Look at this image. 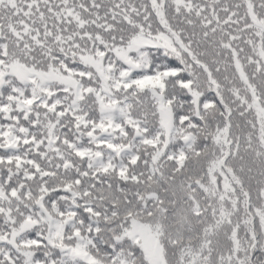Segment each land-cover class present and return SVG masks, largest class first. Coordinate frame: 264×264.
Masks as SVG:
<instances>
[{
  "label": "snow or ice",
  "instance_id": "1",
  "mask_svg": "<svg viewBox=\"0 0 264 264\" xmlns=\"http://www.w3.org/2000/svg\"><path fill=\"white\" fill-rule=\"evenodd\" d=\"M0 264H264V0H0Z\"/></svg>",
  "mask_w": 264,
  "mask_h": 264
}]
</instances>
